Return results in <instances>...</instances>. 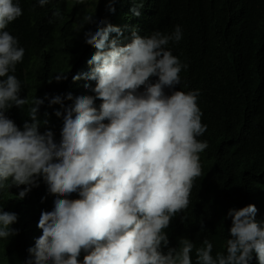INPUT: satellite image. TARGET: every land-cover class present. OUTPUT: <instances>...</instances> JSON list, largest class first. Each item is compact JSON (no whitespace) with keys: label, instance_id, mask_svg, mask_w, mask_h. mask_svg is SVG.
Returning <instances> with one entry per match:
<instances>
[{"label":"clouds","instance_id":"clouds-1","mask_svg":"<svg viewBox=\"0 0 264 264\" xmlns=\"http://www.w3.org/2000/svg\"><path fill=\"white\" fill-rule=\"evenodd\" d=\"M90 1L75 3L88 12L94 10ZM48 2L37 0L41 7ZM116 2L106 0V10L114 12ZM132 2L134 16L154 14L152 4L140 9L145 0ZM22 14L19 0H0V190L24 186L18 194L23 199L42 179L54 197L52 209L43 211L45 194L36 196L42 235L28 248L24 264H193V250L195 264H264V194L228 211L226 254L214 257L207 238L200 247L187 238L168 247L165 230L188 208L194 181L202 175L199 154L208 147L198 139L207 130L199 90H175L187 65L168 46L182 40L181 26L146 36L134 29L131 42L120 45L118 27L85 15L81 27L95 24V30L86 31L84 41L96 51L87 61L90 71L72 79L94 82L84 84L94 95L50 99L63 119L57 141L49 120L39 118L47 95L31 102L21 98L14 75L25 49L5 29ZM66 79L58 74L49 83ZM26 105L21 129L6 113ZM73 194L78 198H69ZM17 221L16 213L0 210V239L18 235L12 227Z\"/></svg>","mask_w":264,"mask_h":264},{"label":"trees","instance_id":"trees-1","mask_svg":"<svg viewBox=\"0 0 264 264\" xmlns=\"http://www.w3.org/2000/svg\"><path fill=\"white\" fill-rule=\"evenodd\" d=\"M147 1L140 9L152 4L154 14L136 17L131 10L137 5H129L134 4L132 0H117L114 12L106 10V0L88 2L94 6L88 12L78 9L75 0H49L43 7L37 0H19L23 14L5 30L25 49L20 95L30 102L47 95L39 106V118L49 120L47 127L59 141L63 119L55 115L59 105L49 106L50 99L69 93L73 98L94 95L84 87L85 83L94 87V82L72 79L90 71L87 61L96 51L84 41V33L95 30V24L81 27L85 15L105 19L120 31L126 25L118 37L120 45L131 42L134 29L146 36L153 30L171 33L180 25L182 40L168 46L187 65L175 90H199L197 104L207 130L198 139L208 147L199 154L202 175L194 181L188 208L172 218L165 230L168 247L178 246L180 238L200 247L207 238L213 243L214 257L217 252L226 254L231 227L228 211L253 204L264 194V0ZM57 11L59 17L54 15ZM115 37L113 33L111 38ZM58 74H66L67 79L49 83ZM72 103L65 100V105ZM95 105L99 108V100ZM28 107L13 106L6 114L22 129ZM20 191H0V210L17 214L12 227L19 230L18 235L0 239V264H24L28 248L42 235L36 196L45 194L43 211L53 206L54 197L47 195L44 182L23 199L18 198ZM69 198L76 199L78 194ZM161 250L167 252L165 247ZM195 259L193 250V264Z\"/></svg>","mask_w":264,"mask_h":264},{"label":"rangeland","instance_id":"rangeland-1","mask_svg":"<svg viewBox=\"0 0 264 264\" xmlns=\"http://www.w3.org/2000/svg\"><path fill=\"white\" fill-rule=\"evenodd\" d=\"M22 73H23V70H22V64L21 63H19L18 65H17V67H16V71H15V73H14V75L21 81V75H22ZM21 85H22V81H21ZM9 114V113H8ZM8 114H6L7 116H8ZM42 183H43V181L42 180H40V182H39V186L38 187H34V188H32V190L31 191H35V190H38L41 186H42ZM23 187L24 186H22V187H16V186H12V187H10L8 190L9 191H20V190H22L23 189ZM7 189V188H6ZM4 189H2V190H0V191H3ZM30 191V192H31ZM29 192V193H30Z\"/></svg>","mask_w":264,"mask_h":264},{"label":"bare ground","instance_id":"bare-ground-1","mask_svg":"<svg viewBox=\"0 0 264 264\" xmlns=\"http://www.w3.org/2000/svg\"><path fill=\"white\" fill-rule=\"evenodd\" d=\"M124 29H126V25H124V27H122V31H124ZM122 31H121V33H122Z\"/></svg>","mask_w":264,"mask_h":264}]
</instances>
